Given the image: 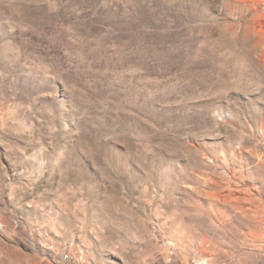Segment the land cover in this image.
<instances>
[{
	"label": "rangeland",
	"instance_id": "rangeland-1",
	"mask_svg": "<svg viewBox=\"0 0 264 264\" xmlns=\"http://www.w3.org/2000/svg\"><path fill=\"white\" fill-rule=\"evenodd\" d=\"M0 264H264V0H0Z\"/></svg>",
	"mask_w": 264,
	"mask_h": 264
}]
</instances>
